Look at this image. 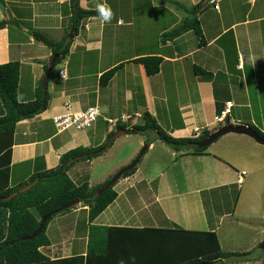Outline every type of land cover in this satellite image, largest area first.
Wrapping results in <instances>:
<instances>
[{
	"label": "crops",
	"instance_id": "obj_1",
	"mask_svg": "<svg viewBox=\"0 0 264 264\" xmlns=\"http://www.w3.org/2000/svg\"><path fill=\"white\" fill-rule=\"evenodd\" d=\"M77 1L79 6L86 10L97 9L93 8L94 4L106 5L111 8L113 18L110 23H105L102 18L87 19V31H83L85 21L82 22L67 59L59 64L60 68L56 66L50 72L48 93L52 90L54 94H49L48 109L33 119L18 123L13 138L10 188L28 181L36 173L56 168L61 156L72 149L103 144L109 133L117 132L120 123L110 124L109 120L131 117L125 125L133 127L143 125V115L149 112L161 129L172 137L192 138L205 130L215 132L219 129L222 124L217 123L216 117L220 115L219 110L222 113L227 108L228 102L233 104L231 114L227 118L230 124H256L255 110L264 115L261 104L264 101V0L211 1L206 6L208 8L202 9L197 15L204 35V42L201 44L193 31L166 41L161 38L141 41L134 34L136 29H129L134 28L136 15H131V12L138 11V17L142 15L139 20L151 16H156L159 21L164 20L166 24L161 31L163 34L178 28L188 19L185 8L202 6L207 0H169L171 7L159 3L167 0H147L136 10L129 11V14L126 9L125 12L121 0ZM216 6L219 8L216 9ZM179 7L183 12L178 16ZM73 12L71 0H0V21L9 23L7 28L0 30V65L10 62L21 64V90L18 91L21 102L35 99V92L41 86L46 73L45 68L53 59L52 50L37 41L34 33L42 34L54 43L61 42L68 33ZM183 14L187 17L181 16ZM103 22L104 28L101 26ZM93 24L101 28L93 29ZM106 30L109 32L108 38ZM107 46L110 51L129 50L133 55L124 61L116 60L104 69L101 63L117 57L106 51ZM152 55L161 57L163 61L160 72L149 77L144 66L133 61ZM74 58L75 65L72 64ZM122 63L124 66L111 82L105 87L100 86L99 79L102 74ZM196 68L205 73L197 72ZM60 71L63 73L60 74ZM53 73L54 80L51 82ZM53 95L60 103L53 104ZM95 105L99 107L101 117L94 127L86 131L58 133L52 121L54 116L64 114L68 110L83 111ZM132 113L137 117L134 121ZM3 114L4 108L0 100V116ZM104 126L107 129H103ZM259 130L264 133L263 128ZM100 131L103 132L101 140L94 145L93 140ZM152 140L145 155L159 143L166 145L157 138ZM253 141L255 140L246 135L228 134L221 137L217 145L228 147L229 154H232L241 152L248 145L253 146ZM173 151L175 163H178L180 158L187 161H203L202 159L207 157ZM106 154L85 163L91 165ZM137 155L138 151H133L109 172L116 170L117 173ZM217 156L214 159L221 160ZM234 160H237L234 166L238 169V164L242 161ZM83 164L84 162L77 163L69 172L77 184L81 181H76L72 173L79 172ZM244 166L249 167L248 164ZM232 169L233 166L231 170L226 171L227 180L233 177ZM243 172L246 173V170ZM236 173L237 177L241 174H238V171ZM166 176L165 172H160L149 177L137 170L132 176L120 179L115 185L117 199L93 222L89 221L88 207L82 204L60 218H54L47 229L51 244L43 247L42 253L51 260L85 257L90 241H108L109 236L115 232L109 231L108 228L216 231L211 230L210 220L223 219L226 213L223 209L226 206L221 207L219 216L218 211L217 214L213 212L210 215L208 206L214 210L216 205L212 204L213 201H206L202 194L226 189L235 185V181H228L229 183L213 189H198L197 199L194 197L185 201L183 196L190 195L191 191L179 193L166 180L162 184V179ZM107 178L104 177L102 183ZM183 180L187 182V176ZM245 181L243 177L242 180L238 179L237 183ZM89 182L90 186L94 187L90 176ZM180 207L182 212L190 210L198 215L195 223H184L183 226L177 222ZM199 224L200 228H206L198 230ZM5 235V215L0 209V241ZM129 240L126 244L131 248L129 255L116 254L119 264H146L144 249L140 248L142 246L134 239ZM258 260L252 263L258 264Z\"/></svg>",
	"mask_w": 264,
	"mask_h": 264
},
{
	"label": "trees",
	"instance_id": "obj_2",
	"mask_svg": "<svg viewBox=\"0 0 264 264\" xmlns=\"http://www.w3.org/2000/svg\"><path fill=\"white\" fill-rule=\"evenodd\" d=\"M71 5L74 12L70 19L68 33L61 42L54 43L42 34L34 33L35 39L49 47L53 53L51 64L45 68L46 73L51 72L52 69L67 59L73 42L70 39L72 28L74 26L77 28L74 34V37H76L83 21L90 18H101L97 9H83L79 6L77 0H71ZM200 6L192 9L185 8L186 12L190 11V16L178 28L167 32L164 35L165 41L178 38L185 32L193 31L200 44L203 43L204 35L201 21L198 16L192 15ZM207 8L205 7L203 10ZM8 25L7 21H0V30L7 28ZM162 61L161 57L152 55L136 59L133 62L142 64L146 74L150 77L160 72ZM123 66L122 63L104 72L99 79L100 86H107ZM196 71L205 73L197 68ZM20 76L21 64L19 62L0 65V100L4 108V114L0 116V198L8 197L36 180L38 182L30 190L19 192L9 201L0 200V209L4 212L6 222V235L0 241V264H97L96 262L119 264V257L116 254L118 256L129 255L131 251V248L126 245L130 241L129 238L134 239L138 245L142 246L140 248L144 249L146 255V262L144 263L146 264H227V260L230 258L238 257L245 260L244 257L250 255L251 252L243 254L224 252L216 231H194L180 228H108L109 231H115L109 236L108 241L105 239L90 241L85 257L78 256L51 260L45 256L41 249L51 244L47 235L50 222L56 216L76 209L78 205L60 213H55L43 225L36 238L25 240L41 226L42 219L45 216L72 202L79 201V205L82 204V206L88 207L89 221L93 222L117 199L118 193L115 190V185L118 181L99 195L100 189L112 178L91 187L89 176L85 177L83 182L77 184L69 175V172L77 163L91 162L102 156L109 149L108 144L116 132L109 133L100 146L77 147L66 152L61 156L59 165L56 168L36 173L28 181L10 188V165L16 127L21 121L33 119L45 112L50 102L49 94L44 100L42 86L37 88L35 99L29 102H21L18 98ZM219 113L221 114L220 110ZM143 120V125L128 127L125 124H119L116 130H127V135H144L149 131H154L157 134V140L176 152H185L193 156L207 154L209 146L200 148L199 143L208 137L212 131L205 130L199 136L192 138H174L161 129L149 112L144 113ZM226 123L230 124L228 120ZM249 126L264 138L263 132L252 125ZM152 141L150 139L146 140L148 149ZM129 164L120 170L129 166ZM137 170L138 166L129 172H125L121 179L132 176Z\"/></svg>",
	"mask_w": 264,
	"mask_h": 264
},
{
	"label": "rangeland",
	"instance_id": "obj_3",
	"mask_svg": "<svg viewBox=\"0 0 264 264\" xmlns=\"http://www.w3.org/2000/svg\"><path fill=\"white\" fill-rule=\"evenodd\" d=\"M145 1L147 0H121V3H123L124 10L126 9L127 14H129V11L136 10L139 5L141 6ZM159 3L165 4V6L169 7H171L172 4L171 2H169V0ZM94 5L95 6H93V8L97 7L96 4ZM137 12L138 11L131 12V15H136L134 18L135 20L133 21L134 28L129 27V29L132 31L136 29L134 33L135 36H137V38L141 41L142 39H146V41H154L160 38L164 41V35L167 32H163V34H161V31H163V27L166 22H164V20L159 21L156 16H151V18L148 17L147 19L140 18L139 20V17H142V15L138 17ZM182 12L183 11L179 7L178 16ZM195 12H193V16ZM187 15L189 17L190 11ZM187 15L183 14L181 16L187 17ZM87 23L88 20H85V22H83L85 28H83V31H87ZM93 25V29L97 28L98 30L102 25V28H104L105 23H101L100 28L99 25H97V27L95 24ZM138 28H141V30L139 31ZM108 35L109 32L108 30H106L107 38ZM50 36H52V34H50ZM74 38V35L73 38L70 37V39L72 40H74ZM104 41L106 40L104 39ZM113 48L114 47H112V50H114ZM106 51L111 52L112 56L117 57H113L112 59L106 60L104 63H101V65L103 64L104 69H106L107 65L116 60L124 61L125 59L130 58L133 55V52L129 50H122L118 52L110 51L109 46L106 47ZM77 54H80V50ZM105 57L107 58L106 54ZM90 62L92 63V61ZM72 64L75 65V58L74 63L72 62ZM57 67L60 68V65H58ZM62 73L63 72L60 71V74ZM53 80L54 73L52 75L51 82ZM53 92L54 91L49 90V94H54ZM53 96V104L56 105L60 103V101H56L55 95ZM261 104L263 105L264 110V101L261 102ZM131 115H133V121L137 119L134 113H132ZM254 116L257 126H255L256 124L250 125H254L253 127H256L257 129H264V115L255 110ZM119 124L126 123L120 122ZM103 129H107V127L104 126ZM102 133L103 132L101 131L98 132L96 138L93 140L94 145H96L101 140ZM156 137L157 134L154 131H149L144 135H122L114 142L113 146L105 152L107 153L106 156L101 159L95 160L91 165L84 162V164L81 165V170L79 172L74 171V173H72L73 178L76 181L83 182L85 180V177L90 176L91 183L95 187L99 183H102L104 177H108L107 179L113 178L117 174L116 170L112 172L109 171H111L114 166H116L118 163L120 164V162H123V160L130 154H132V152L135 150L138 151L139 154L141 150H143L147 145L146 140H152ZM219 140L207 148V154L205 155L207 157L206 159H202L203 161H197V159H190L187 161V159L180 158V161L178 163L174 162L175 157L172 156V152H174L173 149L169 146L159 143L150 150V153H148L141 159L140 163L138 164V170L139 172H141V174L147 175L149 177L157 175L160 172H165L167 176L162 179V184L166 180L168 183L170 182V185H172V187L179 193H186L187 191H191V193H189L190 195L183 196L185 201L187 199H193L194 197H196L197 199L198 195L196 190L198 189H202L205 187L213 189L215 187L229 183L228 181H235V185L227 187L226 189L208 191L202 194L203 198L206 201H213L212 204L216 205V208L214 210L211 206H208L207 210L209 211L210 215H212L213 212L214 214H217L218 211L217 215L219 216V213H221V207L224 208L226 206L223 209V211L226 212L225 216H223V219L219 221L210 220V227H212L211 230L216 229L219 235L221 248L224 252L237 254L251 252L250 255L244 257L245 260L234 257L228 259L227 264H248V262L252 263V261H255L257 259H259L258 264H264V249L261 248L264 242V146L260 144L258 145L256 144V141H253V146L255 147H253L252 145H248L241 152H234L232 154H229L228 147L224 146L223 148L220 147L221 145H217L219 144L217 143L219 142ZM237 149L239 150V148ZM220 150L223 151L221 152ZM176 155H178V153H176ZM216 155H218L217 157L221 160L214 159L216 158ZM234 159L242 161L240 162L242 166L238 164V169H235L234 165H236L237 160ZM227 163H232L231 165L233 166V177L231 176L229 178L230 180L226 179V171L231 170L232 166L227 165ZM246 164H248L249 167H245L244 165ZM243 170H246L247 173L245 176H243L246 181L244 183L241 182L240 184H238L237 181L239 179V175L237 177L236 172L238 171L239 174L240 172L242 173ZM191 175L192 177H188ZM185 176H187V182L183 180ZM237 197H239L238 200H236ZM62 215L64 214L56 216L54 220L60 218ZM197 218L198 215H196L195 213H192L190 210L189 212H182L181 208L180 213L177 217V222L185 226L184 223H195ZM200 226V224L199 226H197L199 228L198 230H201V228H206V226H202L201 228ZM250 258L251 260H249Z\"/></svg>",
	"mask_w": 264,
	"mask_h": 264
},
{
	"label": "water",
	"instance_id": "obj_4",
	"mask_svg": "<svg viewBox=\"0 0 264 264\" xmlns=\"http://www.w3.org/2000/svg\"><path fill=\"white\" fill-rule=\"evenodd\" d=\"M212 0H207L202 6H200L194 16H197L198 13L204 9L206 6H208V4L211 2ZM76 31V27L74 26L70 37L73 38L74 32ZM49 78H50V72H47L42 80L41 86L42 89L44 91V100H46L47 95H48V86H49ZM239 134V135H246L251 137L252 139H254L258 144L263 145L264 146V138H262L255 129H253L252 127L248 126V125H238V124H227L223 127H221L220 129L216 130L215 132L211 133L208 137H206L203 141H201L199 143V147L200 148H204L207 146L212 145L213 143H215L217 140H219L221 137L228 135V134ZM127 134V130H119L117 131L114 136L111 138L109 144H108V148H110L114 142L122 135H126ZM148 150V146L146 145L144 147L143 150H141V152L137 155V157L129 164V166L125 167L123 170H120L111 180L110 182H108L104 187H102L99 191V195H101L106 189L112 187L117 181H119L121 179V177L123 176V174L125 172H129L131 170H133L135 167L138 166V164L140 163L141 159L143 158V156L145 155L146 151ZM81 158V157H79ZM38 182V180L28 184L27 186H25L24 188H22L20 191L15 192L13 194H11L8 197H4V198H0V200L3 201H9L11 200L14 196H16L19 192H24V191H28L30 190L36 183ZM79 205V201H75L72 202L66 206H64L63 208H61L60 210H57L54 213H51L48 216H45L42 219V224L41 226L33 233L32 236L30 237H26L25 240H32L34 238H36L39 233L42 230L43 225L49 220V218L51 216H53L55 213H60L62 211H65L69 208L75 207ZM264 249V242L262 244V247Z\"/></svg>",
	"mask_w": 264,
	"mask_h": 264
},
{
	"label": "built area",
	"instance_id": "obj_5",
	"mask_svg": "<svg viewBox=\"0 0 264 264\" xmlns=\"http://www.w3.org/2000/svg\"><path fill=\"white\" fill-rule=\"evenodd\" d=\"M212 2H215L213 0ZM219 7L216 6V9ZM232 102L227 103V108L224 112H222V115L220 117H217V121H224V118L230 114V109L232 106ZM69 106H67L68 108ZM101 117V112L98 106H90L87 109L83 111L78 112H72L71 110H68L66 113L54 116L52 118L53 124L55 128L57 129L58 133H66L71 131H86L90 128H92L99 118ZM129 117L122 118V121H127ZM110 124L116 125L118 120H109ZM243 173L242 175H244ZM240 175V176H242Z\"/></svg>",
	"mask_w": 264,
	"mask_h": 264
},
{
	"label": "clouds",
	"instance_id": "obj_6",
	"mask_svg": "<svg viewBox=\"0 0 264 264\" xmlns=\"http://www.w3.org/2000/svg\"><path fill=\"white\" fill-rule=\"evenodd\" d=\"M213 1V0H212ZM97 11L99 12V15H100V17L102 18V20L105 22V23H110L111 22V20H112V18H113V12H112V10H111V8L110 7H107L106 5H98L97 6ZM49 94V93H48ZM231 108H232V106H231ZM226 109V108H225ZM225 111V110H224ZM223 111V112H224ZM230 114H231V109H230ZM230 114H228L225 118H224V121H217V117H220L221 115H222V113L220 114V115H218L217 117H216V121H217V123H220V124H222V126L221 127H223V126H225V125H227V118L229 117V115ZM128 120H130V117H129V119ZM127 120V121H128ZM127 121H122V119L121 120H118V123L119 122H122V123H125V122H127ZM220 127V128H221ZM219 128V129H220ZM218 130V129H217ZM213 133V132H212ZM243 173H245V172H243ZM243 173H241V174H239V179L240 180H242L243 179V176H245V174L244 175H242ZM240 175H242V176H240Z\"/></svg>",
	"mask_w": 264,
	"mask_h": 264
}]
</instances>
